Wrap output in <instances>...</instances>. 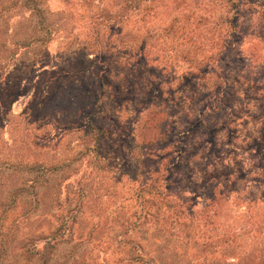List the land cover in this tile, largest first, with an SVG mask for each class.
Listing matches in <instances>:
<instances>
[{
  "label": "rangeland",
  "instance_id": "1",
  "mask_svg": "<svg viewBox=\"0 0 264 264\" xmlns=\"http://www.w3.org/2000/svg\"><path fill=\"white\" fill-rule=\"evenodd\" d=\"M263 216L264 0H0L5 264H212L236 222L253 259Z\"/></svg>",
  "mask_w": 264,
  "mask_h": 264
},
{
  "label": "trees",
  "instance_id": "2",
  "mask_svg": "<svg viewBox=\"0 0 264 264\" xmlns=\"http://www.w3.org/2000/svg\"><path fill=\"white\" fill-rule=\"evenodd\" d=\"M138 191L141 192V194L136 196V199H137L138 204H139V210L135 211L128 219L130 222H128L127 225L123 226L124 228H123V231L120 233L119 240L124 239L123 237H125L127 234H130L131 232L137 231V229H141V226L147 222L148 218L151 217V215L149 214V211H150L149 209H151V208H149L148 204L153 202V200H152L153 198H148V199L145 198V196L143 195L144 193L152 195L153 197L157 196L158 198H160V200L163 199V198H161L162 192L158 191V190H153V188L150 185L148 187H146V189L143 187H139ZM249 205L255 206V203L250 202ZM202 212L203 211H201V213ZM248 213H249V215L253 216V218H254L255 214H252L251 209L248 210ZM219 214H220V212L216 211V214L214 216H217V215L219 216ZM192 215L193 214L190 215L191 218H192ZM256 216H257V214H256ZM151 219H153V218L151 217ZM249 222H250V224H249L250 229H253L254 226H258L259 229H261L259 231V232H261V236H264V216L260 219V221H258V224H257V222H255L252 219H249ZM237 223L238 222H236L234 225H232V226H234V228L229 226V228L232 229L230 237H225L223 239L216 238V241L213 244L210 243L209 245L204 247L202 253L205 254V252H207L208 249H210V248L213 249L216 247V249H215L216 251H214V253L216 255H220V256L217 259L214 258L212 264H264V239L253 238L250 246H247L250 250H254L259 254L258 257H255L253 259H252L253 254L251 252H246L247 254H250L249 259L244 253H242L243 248L241 246L230 247L227 245V242L235 236L236 230L242 229V228H240L241 225H236ZM241 232H243V230H241ZM62 234H63V232H62ZM169 235H171L173 238H176V237L178 238L177 234H173V232L169 233ZM10 236H11V233L8 236V238ZM51 237H52L51 239L49 238L48 241L44 242V246H45L44 248L46 249L47 255H46V258H44V260H43V262H44L43 264H46L48 262L47 260L50 256V254L52 253L51 251H52V248L54 245V242L52 239H54L55 234L52 235ZM1 238H3V239H1ZM122 242H124V241L122 240ZM127 244L126 245L129 247V249L131 248L130 250L132 252H134V255L137 252L139 253V250L141 248L139 241H130ZM30 246L33 247L34 244L30 243ZM6 247H7V245L5 242V236L1 235L0 236V264H5V261H6L5 259H6V257H8V253H6ZM14 247H16V246H14ZM220 247L223 248V250ZM27 250L28 249H26L24 251L23 250L18 251L17 249H14L13 253L15 256L26 257V260H28V259H30L29 257L33 256V254L35 253V250H34V248H31L30 250H28L27 256H24L25 252ZM144 259L145 258H143L142 256L137 255L136 257H134L133 253H131V254L129 253L128 255H126V259L123 260L121 264H133L136 262H138V264H144V262H145ZM61 264H66V262H63ZM72 264H76V262L73 261ZM148 264H151L150 260H148Z\"/></svg>",
  "mask_w": 264,
  "mask_h": 264
}]
</instances>
